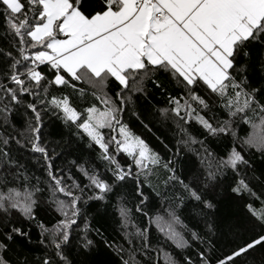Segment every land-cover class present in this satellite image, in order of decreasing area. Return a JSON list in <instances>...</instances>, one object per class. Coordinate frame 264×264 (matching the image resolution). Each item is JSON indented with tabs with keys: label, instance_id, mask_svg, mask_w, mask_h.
Returning a JSON list of instances; mask_svg holds the SVG:
<instances>
[{
	"label": "snow or ice",
	"instance_id": "6c2138e0",
	"mask_svg": "<svg viewBox=\"0 0 264 264\" xmlns=\"http://www.w3.org/2000/svg\"><path fill=\"white\" fill-rule=\"evenodd\" d=\"M45 117L72 130L51 150ZM101 250L264 264V0H0V264Z\"/></svg>",
	"mask_w": 264,
	"mask_h": 264
},
{
	"label": "trees",
	"instance_id": "16d2710c",
	"mask_svg": "<svg viewBox=\"0 0 264 264\" xmlns=\"http://www.w3.org/2000/svg\"><path fill=\"white\" fill-rule=\"evenodd\" d=\"M171 88L175 89L177 86L175 85V83H173L171 86ZM152 103L156 104L158 106L163 107L165 104V98L157 95L154 98H152ZM17 125H18V129L19 130H23V124L21 121H17ZM134 130L137 132H140L141 129L137 128L134 126ZM71 131L72 130H68L65 129L63 124L60 121H55V123L50 124L48 123V117H45V128H44V133H43V140L45 143H48L49 145V149L51 150V147L56 143L57 140H61V136H63V139H67L70 135H71ZM193 131L197 134V136H199V126H195ZM250 131V129L248 127H241L239 129V135L241 137H244L247 132ZM149 138L152 140L153 143L155 142V138L151 137L149 134ZM230 139L228 141H223V140H214L212 141V146L213 149L220 153L223 154L226 151V144L230 143ZM62 143V140H61ZM56 151L59 152L60 148H56ZM87 158V157H85ZM57 165L61 164L60 160L56 161ZM95 210V209H93ZM239 205L237 202L231 200L228 196H225V198L221 201L220 203V215L222 217H225L226 219H231L232 217H234L238 212H239ZM101 213L103 212V209L100 210ZM114 209L110 206L108 209V214L106 216H103V218L101 219V217H97L98 219H100V222L102 224H104L105 228L107 229V235L110 238L113 239H119L117 233L115 231H113L112 228V213H113ZM56 215L55 214H47L43 217V219L45 220V222L51 226L55 220H56ZM36 230L34 229V235H35ZM231 239L230 235H226L225 236V243H227L228 240ZM33 253L38 254L39 253V249H32L31 250ZM95 261L97 262V264H101V262L105 261L108 259L107 254L101 250L100 252H98L95 256ZM160 264H163V260L161 259Z\"/></svg>",
	"mask_w": 264,
	"mask_h": 264
}]
</instances>
